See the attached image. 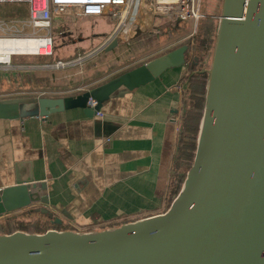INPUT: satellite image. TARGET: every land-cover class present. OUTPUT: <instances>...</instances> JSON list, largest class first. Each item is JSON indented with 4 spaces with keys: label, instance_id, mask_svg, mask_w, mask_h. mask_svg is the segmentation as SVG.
<instances>
[{
    "label": "water",
    "instance_id": "obj_1",
    "mask_svg": "<svg viewBox=\"0 0 264 264\" xmlns=\"http://www.w3.org/2000/svg\"><path fill=\"white\" fill-rule=\"evenodd\" d=\"M217 21L195 160L170 207L102 230L2 233L0 264H264V0H223ZM189 49L77 94L0 99V119L75 108L93 117L121 88L186 65ZM49 204L48 182L32 174L0 188V218L39 207L62 224Z\"/></svg>",
    "mask_w": 264,
    "mask_h": 264
},
{
    "label": "crops",
    "instance_id": "obj_2",
    "mask_svg": "<svg viewBox=\"0 0 264 264\" xmlns=\"http://www.w3.org/2000/svg\"><path fill=\"white\" fill-rule=\"evenodd\" d=\"M145 17L154 16L150 8L137 4L129 25ZM108 23L116 25L114 21ZM129 27L119 31L115 27L105 35L106 40L100 34L85 41L81 38L78 51L81 45L87 47L103 40L107 44L118 39L123 47L129 41L138 42L142 32ZM78 55L84 64L96 55V50ZM12 63L0 64V99L29 96L25 93L30 90L41 96L71 95L106 82L99 81L102 77L85 81L95 65H82L68 74L83 84L40 87L34 80L38 63H16L19 70L13 69ZM14 72L20 73L17 85L12 84L17 77ZM51 72L58 76L57 70ZM188 73L191 70L185 65L170 68L144 86L121 88L103 104V116L89 117L83 109L75 108L46 117L0 119V188L13 185L18 175L32 174L37 182L46 180L48 207L61 218L65 229L81 232L164 213L173 195L170 184L183 111L182 81ZM23 77L27 78L25 85ZM61 92L64 94L59 95Z\"/></svg>",
    "mask_w": 264,
    "mask_h": 264
},
{
    "label": "rangeland",
    "instance_id": "obj_3",
    "mask_svg": "<svg viewBox=\"0 0 264 264\" xmlns=\"http://www.w3.org/2000/svg\"><path fill=\"white\" fill-rule=\"evenodd\" d=\"M201 5L202 11L210 17L199 22L187 19H181V21H177L176 18L169 20L167 17H162L159 19H156V17H153L152 19L145 17L140 23H132V25H128L130 26L128 30L133 27V29L138 31V33L142 32L141 34H143V37L141 36L142 38H139L138 42L136 43L134 41L125 43L124 47V43L121 45V41L118 39L113 40L112 42L108 41L107 44L102 43L104 40H106L105 38L107 36L105 35L109 34L116 27V25L108 23L109 20H91L81 18L57 19L53 22V26L50 30L44 29L40 33L41 35H52V53H37L33 54V56H29L30 54L14 55L12 57L13 63L11 66H13V69L19 70L20 67L16 66V63H38V66H36L38 69H36L35 75L39 78L36 77L34 80L36 84L39 83L38 85H40V87H47L49 86L48 84L53 86L54 83L56 86L65 87L69 85L77 86L79 84H83L82 80L76 78V76H71L68 74L72 73V70L79 69L82 65H87L88 67L95 65L94 68H90L91 70H89V77L85 78V81L89 82L99 77H102L99 81H108L109 79L116 77L125 71L145 64L153 58L169 52L170 50H173L182 44L188 43L193 38V36L198 35L195 34L197 26L199 29H203L208 22H216L218 24V19L214 17L219 18V15L222 11L223 0H201ZM206 8H208V10ZM147 15L150 14H144V16ZM28 17V3H0V18H3L1 20H6L9 24L10 21L13 20V22L18 24L17 19H28ZM166 20L167 22H165ZM169 24L171 26L167 27L166 25ZM174 26L176 28H182L185 26L186 30L185 32H182L178 29H173ZM199 29L197 30L204 34L199 36L206 37L205 35L207 34H205L203 31H200ZM84 31L85 33H88L86 36L83 33ZM25 33H29V31L25 30ZM97 34L102 36L101 39L104 37V40H101V43H96L87 47H83V45H81L82 47H80V51H78L79 47L77 43L79 42V39L83 38V41H85ZM215 34L209 35L213 42ZM94 50H96V55H94V57L89 62L84 64L79 62V53H81L83 56L84 54L91 53ZM189 59H191V57ZM59 61H63L65 65L58 64ZM211 63L207 69L211 67ZM52 70H57L58 76H52ZM14 74L17 77H15V79L12 81V84L17 85L16 79H20V73L14 72ZM50 76L52 77L50 78ZM25 77L22 78L24 85L25 81L27 80ZM37 89L39 88H36L35 91L40 92V90ZM30 91L26 92L25 94L29 96H41V94L37 92ZM61 93L62 94L59 95L64 94V92ZM179 122L180 125L177 127V131L180 135V127L182 126L181 117ZM178 146L179 145L177 141V147Z\"/></svg>",
    "mask_w": 264,
    "mask_h": 264
},
{
    "label": "trees",
    "instance_id": "obj_4",
    "mask_svg": "<svg viewBox=\"0 0 264 264\" xmlns=\"http://www.w3.org/2000/svg\"><path fill=\"white\" fill-rule=\"evenodd\" d=\"M206 9L208 10V8ZM178 20L181 21L179 18ZM216 28V22H208L203 29H198L207 35H214ZM173 29H178L182 32L186 30L185 26L182 28L174 26ZM188 44L190 45V49L187 53V64L185 66L189 67L191 73L182 81L183 111L181 123L183 129L181 132V142L175 153L173 175L170 184V191L171 194L173 192V195L168 199L167 209L181 191L187 172L195 160L206 102L209 78L207 67L212 62L214 51V42L208 37L195 35ZM190 57L191 59H189ZM52 219L49 214L42 212L39 207L27 208L20 212L1 217L0 234L12 233L17 230L44 233L52 228H66L65 225L53 223Z\"/></svg>",
    "mask_w": 264,
    "mask_h": 264
},
{
    "label": "built area",
    "instance_id": "obj_5",
    "mask_svg": "<svg viewBox=\"0 0 264 264\" xmlns=\"http://www.w3.org/2000/svg\"><path fill=\"white\" fill-rule=\"evenodd\" d=\"M8 2L28 3L29 17L25 20H17L18 24L13 20L10 24L6 20H0V39L49 38L51 45H53L52 35L40 33L44 29L50 30L57 19L109 20L116 22V29L119 31L128 25L137 4L140 7L150 8L154 17L179 18L196 22L210 17L202 11L201 0H0V3ZM214 18L218 19V17ZM25 30L29 33H25ZM195 34L200 33L195 30ZM50 53L52 51L48 54ZM14 55L22 54L12 53L8 60H0V64H11ZM58 64L65 65L63 61H59ZM90 104L94 106L96 101L91 99ZM97 114L104 115L102 111H98Z\"/></svg>",
    "mask_w": 264,
    "mask_h": 264
},
{
    "label": "bare ground",
    "instance_id": "obj_6",
    "mask_svg": "<svg viewBox=\"0 0 264 264\" xmlns=\"http://www.w3.org/2000/svg\"><path fill=\"white\" fill-rule=\"evenodd\" d=\"M130 22H128L129 25ZM51 40L32 38H8L0 39V60H8L12 53L45 54L52 51Z\"/></svg>",
    "mask_w": 264,
    "mask_h": 264
}]
</instances>
